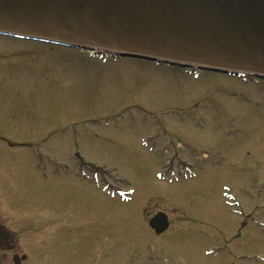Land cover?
Masks as SVG:
<instances>
[{"label":"rangeland","instance_id":"1","mask_svg":"<svg viewBox=\"0 0 264 264\" xmlns=\"http://www.w3.org/2000/svg\"><path fill=\"white\" fill-rule=\"evenodd\" d=\"M89 52L0 37V206L26 264H264V75ZM174 157L193 176L170 181Z\"/></svg>","mask_w":264,"mask_h":264},{"label":"water","instance_id":"2","mask_svg":"<svg viewBox=\"0 0 264 264\" xmlns=\"http://www.w3.org/2000/svg\"><path fill=\"white\" fill-rule=\"evenodd\" d=\"M0 34L264 75V0H0ZM149 224L159 235L168 217Z\"/></svg>","mask_w":264,"mask_h":264},{"label":"flooded vegetation","instance_id":"3","mask_svg":"<svg viewBox=\"0 0 264 264\" xmlns=\"http://www.w3.org/2000/svg\"><path fill=\"white\" fill-rule=\"evenodd\" d=\"M19 223L24 225L20 219ZM20 243L21 235L11 228L8 213L0 206V264H26L27 256Z\"/></svg>","mask_w":264,"mask_h":264},{"label":"bare ground","instance_id":"4","mask_svg":"<svg viewBox=\"0 0 264 264\" xmlns=\"http://www.w3.org/2000/svg\"><path fill=\"white\" fill-rule=\"evenodd\" d=\"M25 36H29V35H26V34H25ZM0 37H2V38L4 37V38H8V39L10 38V37H7V36H1V35H0ZM19 41H20V40H19ZM23 41H26V40H23ZM106 52H108V51H106V50H101V53H106ZM157 61H158V60H157ZM158 64H159V66H160V65H162V62H159V61H158ZM214 73H216V72H214ZM219 74H221V73H219ZM223 75H224V74H223ZM253 75H256V74H253ZM256 76H258V75H256ZM259 77H260V75H259ZM200 78H201V76L199 77V79H200ZM135 193H136V192H135ZM135 195H136V194H135ZM170 227H171V225H170V223H169V227H168V228H170ZM167 230H169V229H167ZM160 236H161V235H160Z\"/></svg>","mask_w":264,"mask_h":264}]
</instances>
